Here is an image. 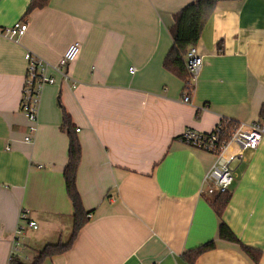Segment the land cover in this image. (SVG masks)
Segmentation results:
<instances>
[{"label": "crops", "instance_id": "obj_1", "mask_svg": "<svg viewBox=\"0 0 264 264\" xmlns=\"http://www.w3.org/2000/svg\"><path fill=\"white\" fill-rule=\"evenodd\" d=\"M31 1L0 0V29L29 24L18 39L0 34V264L9 263L19 225L26 228L17 254L26 264L72 232L64 112L81 143L77 186L92 214L73 247L44 264H183L184 253L212 240L217 247L196 264H255L219 238L221 219L209 204L217 193L204 183L215 156L178 137L211 132L222 117L261 118L264 0L219 1L196 45L204 65L189 103L187 82L164 61L174 15L195 0H50L25 17ZM74 42L81 53L71 78L44 88L26 143V52L55 63ZM233 167L223 220L263 252L264 264V139ZM23 211L37 229L20 219Z\"/></svg>", "mask_w": 264, "mask_h": 264}, {"label": "built area", "instance_id": "obj_2", "mask_svg": "<svg viewBox=\"0 0 264 264\" xmlns=\"http://www.w3.org/2000/svg\"><path fill=\"white\" fill-rule=\"evenodd\" d=\"M28 26L27 21H19L12 26L0 29V34L10 39H18L26 33ZM80 53L81 44L79 42L72 43L55 63L49 62L31 51L26 52L27 73L21 99V109L29 122L28 131L24 137L26 143L34 141L38 129L39 108L44 88L47 85L57 84V76L63 80L70 79L69 66L79 57ZM185 64L190 76L188 83L190 90L183 100L189 103L191 101L190 91L193 90L192 83L199 79L204 65V57L198 52L196 46L188 51L185 56ZM135 70V67L130 68L131 73H134ZM233 121V119L222 117L211 132L187 129L178 137L180 142L215 156V162L205 176L204 183L209 184L217 194L230 191L236 175L233 166L235 163L242 162L247 152L257 150L264 139V119L252 123ZM20 219L25 221L30 228H38V224L29 218L27 211L22 212ZM25 228L19 225L15 232L9 261L12 256L18 255L20 236L24 233Z\"/></svg>", "mask_w": 264, "mask_h": 264}, {"label": "trees", "instance_id": "obj_3", "mask_svg": "<svg viewBox=\"0 0 264 264\" xmlns=\"http://www.w3.org/2000/svg\"><path fill=\"white\" fill-rule=\"evenodd\" d=\"M221 0H195L174 15V25L170 28L173 40L172 48L164 61V67L180 79L190 82V76L185 64V56L190 48L197 45L203 30L213 15L217 4ZM240 1V0H236ZM50 0H32L27 8L25 17L36 9H42L49 4ZM264 119V107L261 111V118ZM237 122V121H233ZM61 129L68 135V163L64 169V180L67 195L73 204V227L70 238L66 241H59L55 244H47L31 264H44L48 258L68 252L74 245L79 232L89 222L91 212L86 211L77 186L78 169L81 162L82 147L73 126L71 117L64 112ZM232 199V193H219L214 199H209V204L217 216L221 219L219 226V238L231 243L240 245L241 250L255 263L259 264L263 252L259 249L247 246L241 242L231 227L223 220V215ZM217 244L214 240L209 241L197 248L187 251L182 256L183 264H196L201 256L214 250ZM9 264H26L19 255L12 256Z\"/></svg>", "mask_w": 264, "mask_h": 264}, {"label": "rangeland", "instance_id": "obj_4", "mask_svg": "<svg viewBox=\"0 0 264 264\" xmlns=\"http://www.w3.org/2000/svg\"><path fill=\"white\" fill-rule=\"evenodd\" d=\"M71 232L70 233H66L63 236V242H66L69 238H70ZM38 252V251H37ZM23 260L25 261V258L23 257ZM26 262V261H25Z\"/></svg>", "mask_w": 264, "mask_h": 264}]
</instances>
